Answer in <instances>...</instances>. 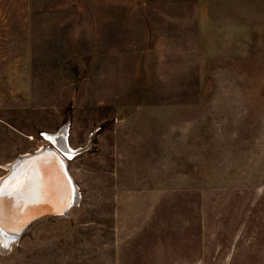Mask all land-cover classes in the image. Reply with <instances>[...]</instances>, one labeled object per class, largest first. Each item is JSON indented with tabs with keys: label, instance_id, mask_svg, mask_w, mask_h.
<instances>
[{
	"label": "rangeland",
	"instance_id": "1",
	"mask_svg": "<svg viewBox=\"0 0 264 264\" xmlns=\"http://www.w3.org/2000/svg\"><path fill=\"white\" fill-rule=\"evenodd\" d=\"M63 125L0 264H264V0H0V177Z\"/></svg>",
	"mask_w": 264,
	"mask_h": 264
},
{
	"label": "water",
	"instance_id": "2",
	"mask_svg": "<svg viewBox=\"0 0 264 264\" xmlns=\"http://www.w3.org/2000/svg\"><path fill=\"white\" fill-rule=\"evenodd\" d=\"M50 139L54 146L44 145L40 148L18 155L11 163L7 175L0 181V189L4 195L0 197V216L3 218V233L9 239L15 240L34 221L45 217H61L68 214L70 208L78 200V190L69 171L67 158L81 152L82 148L73 149L67 141V128L63 125L55 133L44 136ZM67 149V151L65 150ZM39 173L42 180L53 184L52 197L48 201L34 198L23 204L21 209L14 206V201L8 193L14 181L25 180L29 173ZM17 193V190H13ZM37 197V196H35ZM3 199L7 203L4 204ZM17 212V213H16Z\"/></svg>",
	"mask_w": 264,
	"mask_h": 264
},
{
	"label": "bare ground",
	"instance_id": "3",
	"mask_svg": "<svg viewBox=\"0 0 264 264\" xmlns=\"http://www.w3.org/2000/svg\"><path fill=\"white\" fill-rule=\"evenodd\" d=\"M8 171L10 169V163L7 165ZM7 174H4L0 177V181L3 179V177ZM46 180H42V176L39 175V173H29L25 177V180L23 178H20L17 182L14 181L12 186L10 187L8 185V193L11 196L12 200L14 201V206L17 207V209H21L23 207V204H26L27 201L33 200L34 198L40 199L43 201H48L53 193L51 192V188L53 184L50 182L49 185L44 184ZM21 185H23V189L21 191H17V193L13 192V190H18L21 188ZM37 196V197H35ZM4 204L7 203L5 199H3ZM17 213V212H16ZM12 239H9L4 234H0V246L5 249L11 244Z\"/></svg>",
	"mask_w": 264,
	"mask_h": 264
},
{
	"label": "snow or ice",
	"instance_id": "4",
	"mask_svg": "<svg viewBox=\"0 0 264 264\" xmlns=\"http://www.w3.org/2000/svg\"><path fill=\"white\" fill-rule=\"evenodd\" d=\"M67 151V149H65ZM23 189V185H21V188L18 189L17 191H21ZM4 195V191L3 189H0V197H2ZM4 231L3 229V218L2 216H0V234H2Z\"/></svg>",
	"mask_w": 264,
	"mask_h": 264
}]
</instances>
